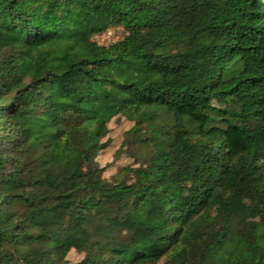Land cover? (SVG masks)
I'll use <instances>...</instances> for the list:
<instances>
[{
    "label": "trees",
    "instance_id": "1",
    "mask_svg": "<svg viewBox=\"0 0 264 264\" xmlns=\"http://www.w3.org/2000/svg\"><path fill=\"white\" fill-rule=\"evenodd\" d=\"M261 156L264 0H0V264H264Z\"/></svg>",
    "mask_w": 264,
    "mask_h": 264
},
{
    "label": "rangeland",
    "instance_id": "2",
    "mask_svg": "<svg viewBox=\"0 0 264 264\" xmlns=\"http://www.w3.org/2000/svg\"><path fill=\"white\" fill-rule=\"evenodd\" d=\"M109 32H103L102 35H98L95 38L100 43H109L121 38L123 31L120 27H110ZM132 122L125 119L124 117H115L109 124L110 132L109 145L97 156V162L100 165H106V171L103 176L105 179L109 180L114 174H116L119 169L129 163H133V159L127 156L126 148L121 145L122 139L124 137L125 131H127L131 126ZM261 161H264V157H260ZM253 198V192L251 190L246 191L243 197L245 203H249ZM246 220H242L241 224L244 225ZM80 258V255L75 251H71L68 254V259L70 262H74ZM197 261V255L191 261V264H195Z\"/></svg>",
    "mask_w": 264,
    "mask_h": 264
},
{
    "label": "built area",
    "instance_id": "3",
    "mask_svg": "<svg viewBox=\"0 0 264 264\" xmlns=\"http://www.w3.org/2000/svg\"><path fill=\"white\" fill-rule=\"evenodd\" d=\"M108 32H109V29H107L105 33H108ZM100 35H102V34H100ZM100 35H99V36H100Z\"/></svg>",
    "mask_w": 264,
    "mask_h": 264
}]
</instances>
